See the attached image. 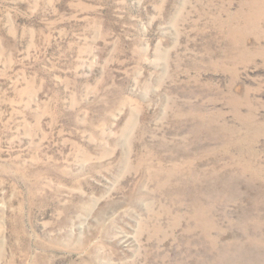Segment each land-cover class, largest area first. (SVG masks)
<instances>
[{
  "label": "rangeland",
  "instance_id": "1",
  "mask_svg": "<svg viewBox=\"0 0 264 264\" xmlns=\"http://www.w3.org/2000/svg\"><path fill=\"white\" fill-rule=\"evenodd\" d=\"M0 264H264V0H0Z\"/></svg>",
  "mask_w": 264,
  "mask_h": 264
}]
</instances>
